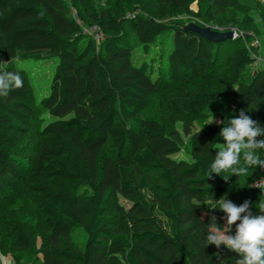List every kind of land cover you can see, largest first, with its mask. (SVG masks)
<instances>
[{"label":"trees","instance_id":"1","mask_svg":"<svg viewBox=\"0 0 264 264\" xmlns=\"http://www.w3.org/2000/svg\"><path fill=\"white\" fill-rule=\"evenodd\" d=\"M126 1L127 8L109 3L90 13L89 24L104 33L98 42L84 33L63 0H0V54L57 62L41 99L50 117L42 128L48 161L31 186L47 229L43 264H237L236 253L223 244L203 243L211 218L217 226L226 219L222 210L209 207L226 196L237 206L248 200L251 211H259L255 204L264 201L260 168L240 177L222 172L225 180L208 177L206 167L225 143L218 134L229 117L244 109L264 127V68L244 79L256 60L254 40L239 39L226 48L227 75L215 69L227 41L184 28L195 15L193 0ZM229 2L212 0V5L224 10ZM261 4L264 29V0ZM207 15L212 22V7ZM169 37L172 45L161 53V70L153 78L147 63L133 60V50L141 47L147 53L159 38ZM9 75L20 84L0 95V208L5 195L24 180L17 153L35 113L27 76L0 65V76ZM160 91L174 111L194 118L227 95L231 114L192 132L190 156H179L177 136L142 115ZM238 166H244L243 160ZM147 168L160 172L155 201L143 191ZM9 226L28 248L22 229ZM77 234L86 240L74 247L69 240Z\"/></svg>","mask_w":264,"mask_h":264},{"label":"rangeland","instance_id":"2","mask_svg":"<svg viewBox=\"0 0 264 264\" xmlns=\"http://www.w3.org/2000/svg\"><path fill=\"white\" fill-rule=\"evenodd\" d=\"M261 2L262 0H230L224 10H218L212 5V0H193L191 7L195 15L186 19L185 25L194 22L203 27L211 26L214 30L233 33L232 37L224 40L227 42L221 51L223 56L216 65V71H223L230 75L229 54L226 48L231 46V50L239 39L246 42L250 38L254 40L251 50L254 52L256 60L247 67L244 79L248 81L264 68V29L260 18ZM109 3L112 5L122 4L127 8L126 0H63V4L71 9L74 18L76 21L80 20L83 27L89 25V15L92 11ZM209 7H212L214 15L212 22L207 20ZM163 40L159 38L147 53L143 52L141 47H136L133 50V60L139 64L147 63L153 71V78L161 70V53L172 45L171 37L167 38V41ZM56 63V60H31L21 56L8 59L0 54L1 66L11 65L27 76L32 89L31 103L35 110L29 136L17 153V158L25 167L24 180L16 190L5 195L0 208V264H43L41 249L47 229L45 217L38 207V194L32 190L31 186L37 173L45 167L48 161L43 152L42 128L50 117L41 107V99L49 92ZM230 103L231 98L224 95L219 101L211 103L206 108L203 117L194 118L174 111L165 93L160 91L154 97L153 105L146 109L142 115L158 120L168 133L176 135L181 145V152L177 155L189 157L192 147V132L207 124L221 123L224 115L231 114ZM188 130H191V133ZM263 172L261 166L260 176L263 175ZM144 173L145 187L143 191L149 201H155L161 193L160 172L155 168H147ZM248 179L249 177H244L242 182H247ZM12 223H16L24 232L30 243L28 248L19 239L17 231L9 226ZM85 240L84 234H77L71 237L69 242L74 247H78L84 245Z\"/></svg>","mask_w":264,"mask_h":264},{"label":"clouds","instance_id":"3","mask_svg":"<svg viewBox=\"0 0 264 264\" xmlns=\"http://www.w3.org/2000/svg\"><path fill=\"white\" fill-rule=\"evenodd\" d=\"M19 84L20 80L15 75L0 76V95H6L10 88ZM226 121L218 134L225 143L207 165L208 177L213 174L222 176V172L229 171L240 177L249 168L264 166V138L255 139L258 135L264 137V127L244 109L240 110L238 116L233 115ZM241 160L244 166H238ZM214 200L216 203L209 208L222 210L226 219L223 226H217L216 218H211L209 228L204 233L205 247L214 244L219 248L223 244L236 253L237 264H264V201L256 202L255 208L259 211L253 213L248 200L239 206L226 196Z\"/></svg>","mask_w":264,"mask_h":264},{"label":"water","instance_id":"4","mask_svg":"<svg viewBox=\"0 0 264 264\" xmlns=\"http://www.w3.org/2000/svg\"><path fill=\"white\" fill-rule=\"evenodd\" d=\"M187 31L198 33L212 41H224L230 37H232V32H222L219 30H214L211 26H200L194 22H190L184 26Z\"/></svg>","mask_w":264,"mask_h":264},{"label":"built area","instance_id":"5","mask_svg":"<svg viewBox=\"0 0 264 264\" xmlns=\"http://www.w3.org/2000/svg\"><path fill=\"white\" fill-rule=\"evenodd\" d=\"M78 22L80 23V20H78ZM83 28H84V33L91 36L98 42L101 41L104 37V33L102 29L96 24H89L88 26L83 27ZM262 167L264 170V166ZM258 184L264 186V172H263V175L260 176V179L258 180Z\"/></svg>","mask_w":264,"mask_h":264}]
</instances>
